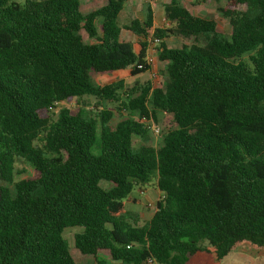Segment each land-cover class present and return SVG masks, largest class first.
Listing matches in <instances>:
<instances>
[{
    "label": "trees",
    "instance_id": "obj_1",
    "mask_svg": "<svg viewBox=\"0 0 264 264\" xmlns=\"http://www.w3.org/2000/svg\"><path fill=\"white\" fill-rule=\"evenodd\" d=\"M81 1L0 0V180L13 186L0 187V264H75L68 228L95 264H218L243 244L264 250V0H209L229 34L181 0L164 5L163 29L149 6L121 27L125 0L84 15ZM151 29L162 86L93 81L147 72V42L136 52L121 32L147 40ZM170 36L195 43L171 48ZM84 96L128 117L112 127L106 110L53 114ZM158 112L174 128L158 148H135L147 139L140 119ZM16 164L32 176L14 182ZM152 181L162 199L131 223V192Z\"/></svg>",
    "mask_w": 264,
    "mask_h": 264
},
{
    "label": "rangeland",
    "instance_id": "obj_2",
    "mask_svg": "<svg viewBox=\"0 0 264 264\" xmlns=\"http://www.w3.org/2000/svg\"><path fill=\"white\" fill-rule=\"evenodd\" d=\"M21 2V0H16ZM107 0H82L80 4V13L82 15L88 14L106 3ZM125 0L124 8L119 14L118 22L122 27L129 24L133 19L142 21L145 16L146 7L149 6L153 11V27L157 29H163L166 27L164 20L163 7L170 0ZM181 4L186 7L193 15L214 20L218 23L219 30L225 34H229V26L227 21L221 17L217 11V4L209 0H181ZM153 29L149 31L148 39L137 38L131 35L129 32L122 30L121 39L123 41L131 42L136 52L140 47L138 43L147 42V56L152 59V63L149 66V70L139 76L132 77L128 70L115 72L109 76H94L93 81L102 86L110 84L115 81H122L125 89H130L134 84H143L144 82H150L153 87H160L165 81V63L160 62L157 58V54L153 50H157V46L153 44ZM84 41L92 43V40H88L84 35ZM198 44H203L204 39L200 38L196 40ZM166 44L171 48H180L181 46H189L195 41L183 40L178 37L170 36L165 40ZM243 59H247V55L243 56ZM76 108H83L84 110H106L112 114L110 125L114 127L119 121L128 117L127 112L123 111L122 107L116 103L97 102L93 97L84 96L80 99H73L70 102H61L53 109V114L56 115L61 109L74 110ZM135 118V116H134ZM147 139L141 140L140 138L133 139V146L136 148L141 144H147L154 148H158L161 137L163 134L174 128V124L171 120V116L165 112H158L155 120L147 124ZM157 132L155 133V131ZM32 169L28 165L16 164L15 165V177L14 182L32 176ZM100 186L104 189L108 188L104 182L100 183ZM0 187H6L11 192L13 186L0 180ZM130 198L135 203H127L125 210L127 212V219L133 223L136 221L137 225L141 226L147 223L154 211L156 202L162 199L161 193L157 190L155 181H152L149 185H139L131 192ZM79 232L78 228H68L64 231L63 237L68 244L70 255L72 256L75 264H95L94 258L91 256H85L79 253L74 247V236ZM218 264H264V250L254 249L246 244L239 246L235 251L230 253L226 258Z\"/></svg>",
    "mask_w": 264,
    "mask_h": 264
},
{
    "label": "built area",
    "instance_id": "obj_3",
    "mask_svg": "<svg viewBox=\"0 0 264 264\" xmlns=\"http://www.w3.org/2000/svg\"><path fill=\"white\" fill-rule=\"evenodd\" d=\"M147 1H148V2H151L150 0H147ZM159 43H160V40H159V39H157V38H154V39H153V44H154L155 46H158ZM153 52H154L155 54H157V50H153ZM146 53H147V52H146ZM145 62H146V64H147L148 66H150L151 63H152V59H151V58H148L147 54H146ZM152 121H153V120H152L151 118L147 119V118L143 117V118L140 119V122H141L143 125H145L148 129H149V128L152 129V125H151V127H150V126L148 127V125H147V124H150V122H152ZM153 131H155V133L157 132V130H153Z\"/></svg>",
    "mask_w": 264,
    "mask_h": 264
},
{
    "label": "crops",
    "instance_id": "obj_4",
    "mask_svg": "<svg viewBox=\"0 0 264 264\" xmlns=\"http://www.w3.org/2000/svg\"><path fill=\"white\" fill-rule=\"evenodd\" d=\"M153 11V10H152ZM89 13V12H88Z\"/></svg>",
    "mask_w": 264,
    "mask_h": 264
}]
</instances>
